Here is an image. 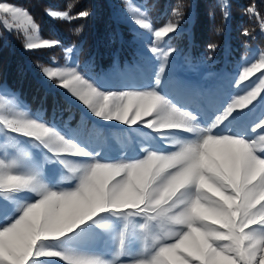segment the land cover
Segmentation results:
<instances>
[{"label":"snow or ice","instance_id":"1","mask_svg":"<svg viewBox=\"0 0 264 264\" xmlns=\"http://www.w3.org/2000/svg\"><path fill=\"white\" fill-rule=\"evenodd\" d=\"M218 6L226 19L230 0ZM246 12L260 18L255 4ZM47 14L65 22L91 15ZM183 15L178 8L175 22L156 28L148 9L125 11L142 46L141 30L152 37L154 84L104 90L74 63L75 49L43 38L29 10L0 0V24L23 35L26 51L62 48L65 63L38 65L48 81L100 121L156 134L111 158L70 122H48L14 93L0 99V264H264V75L245 84L264 74V52L203 110L182 103L162 82L176 51L170 34H179ZM242 34L252 36L247 28ZM89 127L98 135L106 128Z\"/></svg>","mask_w":264,"mask_h":264},{"label":"trees","instance_id":"2","mask_svg":"<svg viewBox=\"0 0 264 264\" xmlns=\"http://www.w3.org/2000/svg\"><path fill=\"white\" fill-rule=\"evenodd\" d=\"M30 11L40 26L43 38L59 40L65 47L76 50V63L81 71L86 66L97 73L111 69L115 62L123 64L139 60L133 27L117 19L120 11L133 2L150 11L154 27L169 21L175 22L173 11L181 10L179 34L171 47L186 55L195 65L209 62L219 66L230 59L234 64L252 47L264 49V32L260 20L264 19V0H230V15L225 19L218 0H3ZM255 4L260 18L251 16L246 9ZM195 5V7H193ZM48 10H70L72 15L87 10L90 16L71 22L51 18ZM79 28L81 31L76 32ZM247 28L251 37L242 33ZM21 33H11L0 24V83L16 94L28 109L61 118L69 111L78 109L67 103L61 91L42 75L41 67L53 60L63 64L61 47L50 51H26ZM214 44L215 50L209 48ZM39 65V66H38Z\"/></svg>","mask_w":264,"mask_h":264},{"label":"rangeland","instance_id":"3","mask_svg":"<svg viewBox=\"0 0 264 264\" xmlns=\"http://www.w3.org/2000/svg\"><path fill=\"white\" fill-rule=\"evenodd\" d=\"M142 9V7L133 2H129V4L126 5V11L130 17L134 11L138 13ZM124 13L125 12L123 11L118 12L117 19L130 27H134L131 22L125 20ZM179 30H181V27H179ZM141 31L145 32L144 45L142 46L137 39L135 40L138 42V47H136V49L140 53L139 57L141 60H134V63H132L133 66L130 65L131 63H126V66L121 65L120 67L118 63H115L112 69L101 71L97 74L90 73V70H86V73L81 72L86 75V77L96 81L104 90H132L141 86L154 84V72L157 69L159 61L155 59L154 54L147 50V45L152 40L151 35L148 34L146 30ZM261 52H264V49L252 47L247 54L243 55L239 59L238 62L228 64L231 60L225 59L221 65L214 66L209 62H201L199 65L191 63L188 65L185 60L184 62L186 65H184V62L180 59L183 56L176 50L170 57L168 78L166 81L162 82L164 84V91L168 92L182 103H186L193 108H201L203 110L204 107L210 105L214 95L227 91L229 89L230 80L240 71L242 66L258 60ZM72 60L76 64L74 57ZM261 75L264 74L257 73L255 76L250 78V81H246L245 84L257 82V78ZM51 83L52 87L60 89L55 87L53 82ZM241 87L244 86L241 85ZM4 90H6L5 86L0 83V99H4L7 103L11 99V92L8 90L5 92ZM60 90L61 93L78 108V112L74 113V111H69L64 114L62 118L60 115H51L49 120H45L48 122L55 121L58 125H64L70 122V126L78 131L81 139L85 140L91 147L101 150L105 156L114 158L119 155L130 153L137 147L140 137L144 133H149L152 136L156 135L155 133H152L151 130L143 128L139 124L133 126L139 130L137 133H133L126 125L119 124L115 121H100L96 117L92 116V114L79 101L70 97V95L66 93V90ZM190 93H195V95H191ZM21 102L24 104L23 101ZM259 111L262 110H258V115ZM33 114L41 116V113L38 112ZM98 124L106 126L104 134L102 135L96 134L89 127V125ZM128 129H130L129 134H122L120 135L121 138L117 135V132L118 134H121V131ZM133 138L135 139L133 140ZM126 142L128 144H126ZM34 151L39 152L38 149ZM45 167L47 168L49 166L46 165ZM62 186H67V182L62 184ZM92 246L104 253L110 251L109 243L96 242ZM49 259L56 261V264H61V262H59L56 258Z\"/></svg>","mask_w":264,"mask_h":264}]
</instances>
